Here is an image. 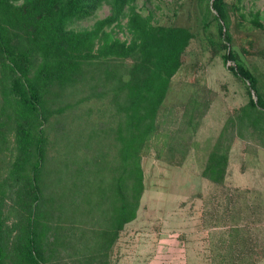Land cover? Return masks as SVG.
I'll use <instances>...</instances> for the list:
<instances>
[{"label": "rangeland", "instance_id": "rangeland-1", "mask_svg": "<svg viewBox=\"0 0 264 264\" xmlns=\"http://www.w3.org/2000/svg\"><path fill=\"white\" fill-rule=\"evenodd\" d=\"M111 2L102 0L90 16L68 27L92 28L112 13ZM224 2L225 22L217 19L211 0L131 3L152 23L184 26L192 37L157 112V127L141 148L142 191L135 217L109 251L112 264H264V110L247 107L248 84L224 63L219 33L220 23L264 100V0ZM125 22L122 16L106 30L130 38ZM130 64L114 60L106 67L91 58L69 79H47L42 88L49 111L42 172L48 264H94V225L110 200L102 192L110 193L117 175L115 130L123 119V96L116 87ZM3 68L0 55V182L16 155L13 120L21 110ZM38 68L32 64V76ZM213 151L226 155L220 182L203 174ZM100 155L106 160L98 171L94 158ZM5 217L13 229L12 205Z\"/></svg>", "mask_w": 264, "mask_h": 264}, {"label": "trees", "instance_id": "trees-1", "mask_svg": "<svg viewBox=\"0 0 264 264\" xmlns=\"http://www.w3.org/2000/svg\"><path fill=\"white\" fill-rule=\"evenodd\" d=\"M21 1V2H19ZM102 0H0V55L9 93L21 109L14 117L16 155L9 176L0 182V264L49 263L44 236L48 224V200L43 192L42 172L46 164L44 125L49 111L43 106L42 88L47 79H69L84 60L94 58L110 66L114 60H130L126 77L118 80L123 119L116 126L119 142L115 182L104 198L107 207L99 211L94 225V264H112L109 251L119 232L135 215L142 191L140 151L157 127V112L165 98L171 77L181 65V56L189 44L191 31L179 25L152 23L128 0H112V13L97 20L90 29L75 30L68 25L88 17ZM219 21L226 20L224 0H211ZM126 17L122 25L130 38L121 40L111 22ZM219 33L225 43L224 63L228 70L248 84L247 107L264 110L253 73L228 47L229 36ZM38 63L31 75V66ZM114 73L107 76L111 77ZM251 94H255L256 99ZM106 157L94 158L101 171ZM226 155L213 151L203 174L223 180ZM101 193V192H100ZM8 205L16 209L13 229L5 217Z\"/></svg>", "mask_w": 264, "mask_h": 264}, {"label": "crops", "instance_id": "crops-1", "mask_svg": "<svg viewBox=\"0 0 264 264\" xmlns=\"http://www.w3.org/2000/svg\"><path fill=\"white\" fill-rule=\"evenodd\" d=\"M124 239L120 240V241H123Z\"/></svg>", "mask_w": 264, "mask_h": 264}]
</instances>
